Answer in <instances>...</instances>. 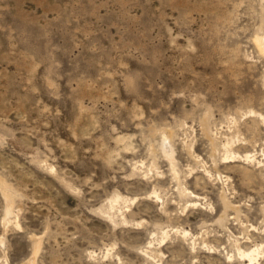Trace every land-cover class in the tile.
<instances>
[{
    "label": "rangeland",
    "instance_id": "rangeland-1",
    "mask_svg": "<svg viewBox=\"0 0 264 264\" xmlns=\"http://www.w3.org/2000/svg\"><path fill=\"white\" fill-rule=\"evenodd\" d=\"M257 35L264 0H0V264H264Z\"/></svg>",
    "mask_w": 264,
    "mask_h": 264
},
{
    "label": "bare ground",
    "instance_id": "bare-ground-1",
    "mask_svg": "<svg viewBox=\"0 0 264 264\" xmlns=\"http://www.w3.org/2000/svg\"><path fill=\"white\" fill-rule=\"evenodd\" d=\"M255 44L259 50V52L264 56V36H256L255 39ZM164 152L167 156V158L171 161V166L174 169V164H173V154H172V150L169 147L167 141H165L164 143ZM174 171V170H173ZM0 187L1 190H3L4 192V196H5V200H6V206H5V210H4V220L3 223L6 225L7 223H9L10 218L13 214V199H12V195H11V191L8 187V185L0 179ZM3 243V239L0 238V244ZM34 247H33V254L31 259L29 260L28 264H36V257L37 254L40 250V240L39 239H35L34 240ZM248 257H250V260L254 259L253 254H250Z\"/></svg>",
    "mask_w": 264,
    "mask_h": 264
}]
</instances>
